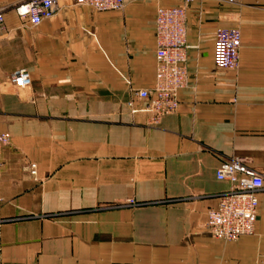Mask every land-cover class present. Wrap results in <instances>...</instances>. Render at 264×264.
<instances>
[{
	"label": "crops",
	"instance_id": "obj_1",
	"mask_svg": "<svg viewBox=\"0 0 264 264\" xmlns=\"http://www.w3.org/2000/svg\"><path fill=\"white\" fill-rule=\"evenodd\" d=\"M28 1L0 0V132L12 137L0 264H264V190L254 235L227 242L206 229L231 188L222 161L248 158L264 173V0L188 7L189 82L159 124L127 103L155 84L157 8L184 0L108 12L61 0L37 27L15 11ZM220 28L242 33L234 70L215 65ZM21 68L25 88L11 82Z\"/></svg>",
	"mask_w": 264,
	"mask_h": 264
},
{
	"label": "built area",
	"instance_id": "obj_2",
	"mask_svg": "<svg viewBox=\"0 0 264 264\" xmlns=\"http://www.w3.org/2000/svg\"><path fill=\"white\" fill-rule=\"evenodd\" d=\"M61 0H29L16 6V13L29 26L37 27L49 20L59 9ZM75 5L89 6L98 12L118 11L125 0H73ZM195 0H184L182 6H160L155 17L156 30V79L152 89L132 92L128 106L136 112V102L150 114L149 122L159 124L166 116L175 114L180 107L179 93L189 82L188 17L187 9ZM4 11L0 10V30L5 28ZM242 33L238 28H220L215 42L214 62L222 70H234L239 65ZM11 82L18 88L32 84L31 73L26 68L17 70ZM12 137L0 132V202L1 176L3 169L2 150L9 146ZM30 175L39 179L38 166L30 163ZM220 179L228 180L231 188L223 194L218 205L208 211L206 229L216 239L236 242L256 232L259 210V194L264 190V173H260L248 158L224 160L217 170ZM130 205H137L129 200Z\"/></svg>",
	"mask_w": 264,
	"mask_h": 264
}]
</instances>
